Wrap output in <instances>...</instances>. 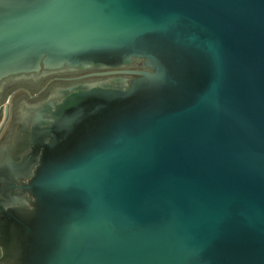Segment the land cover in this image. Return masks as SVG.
<instances>
[{
	"label": "water",
	"instance_id": "water-1",
	"mask_svg": "<svg viewBox=\"0 0 264 264\" xmlns=\"http://www.w3.org/2000/svg\"><path fill=\"white\" fill-rule=\"evenodd\" d=\"M133 57L60 108L22 264H264V0H0V80Z\"/></svg>",
	"mask_w": 264,
	"mask_h": 264
},
{
	"label": "flooded vegetation",
	"instance_id": "flooded-vegetation-1",
	"mask_svg": "<svg viewBox=\"0 0 264 264\" xmlns=\"http://www.w3.org/2000/svg\"><path fill=\"white\" fill-rule=\"evenodd\" d=\"M142 70L151 68L133 57L119 65H42L0 80V264L23 262L36 210L29 186L42 161L68 153L88 130L64 129L60 108L83 92L128 88Z\"/></svg>",
	"mask_w": 264,
	"mask_h": 264
}]
</instances>
